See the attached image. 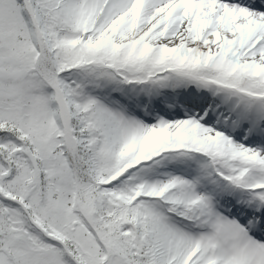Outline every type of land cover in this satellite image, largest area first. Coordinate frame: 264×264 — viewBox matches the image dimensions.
<instances>
[{
  "label": "snow or ice",
  "instance_id": "1",
  "mask_svg": "<svg viewBox=\"0 0 264 264\" xmlns=\"http://www.w3.org/2000/svg\"><path fill=\"white\" fill-rule=\"evenodd\" d=\"M0 264H264V0H0Z\"/></svg>",
  "mask_w": 264,
  "mask_h": 264
}]
</instances>
